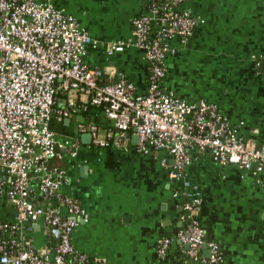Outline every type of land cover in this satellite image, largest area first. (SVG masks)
Returning a JSON list of instances; mask_svg holds the SVG:
<instances>
[{"label": "crops", "instance_id": "0c3cea01", "mask_svg": "<svg viewBox=\"0 0 264 264\" xmlns=\"http://www.w3.org/2000/svg\"><path fill=\"white\" fill-rule=\"evenodd\" d=\"M39 1L64 9L100 43L83 60L89 68L105 72V82L114 81L120 72L136 94L147 93L149 65L144 51L129 48L107 56L103 46L131 38L132 22L145 13L148 0ZM184 8L198 23L185 45L169 42L176 52L164 58L161 88L189 103H209L241 138L264 144V74L261 63L253 60L264 55V0H185ZM61 105L58 101L56 107ZM69 120L53 118L48 126L58 143L77 141V154L72 158L66 152L53 164L68 179L61 193L72 196L89 214L74 230L72 242L91 261L203 264L188 258L175 239L187 224L183 205L195 186L202 203L192 218L206 242L219 248L222 264H264V170L215 164L209 154L192 150L183 180L169 182L167 170L160 165L163 158L171 162L167 154L139 152L133 137L125 149L83 144L84 134L78 132L81 123L97 126L101 138L117 133L100 109L90 108ZM14 217V208L0 199V222ZM162 238L172 242L159 258L156 244ZM26 239L38 249L47 248L43 221L33 224ZM206 251L202 250V258L207 257Z\"/></svg>", "mask_w": 264, "mask_h": 264}, {"label": "built area", "instance_id": "2783aa9c", "mask_svg": "<svg viewBox=\"0 0 264 264\" xmlns=\"http://www.w3.org/2000/svg\"><path fill=\"white\" fill-rule=\"evenodd\" d=\"M184 4L185 0H148L145 13L132 22L131 38L104 44L107 56L129 48L144 51L149 84L147 93L138 95L123 73L105 82V72L84 63L87 51L100 43L64 9L49 1L0 0V199L15 210L13 221L0 222V264H92L72 242L74 230L89 214L76 199L61 193L68 179L53 164L66 152L74 158L78 142L58 143L48 126L53 118L100 109L113 122L116 135L101 138L97 126L83 123L78 132L89 133L94 146L123 149L136 136L137 151L164 152L170 158L171 162L160 161L169 182L183 180L192 150L209 154L215 164L264 170V144L241 138L209 103H189L161 88L164 58L176 52L169 42L185 45L198 23ZM253 60L261 63L264 74V55ZM186 196L187 224L175 239L188 258L222 264L219 248L206 242L191 215L202 203L197 187ZM40 220L49 238L44 249L26 239ZM171 242L157 241L159 258ZM203 249L208 257H201Z\"/></svg>", "mask_w": 264, "mask_h": 264}, {"label": "water", "instance_id": "95a60500", "mask_svg": "<svg viewBox=\"0 0 264 264\" xmlns=\"http://www.w3.org/2000/svg\"><path fill=\"white\" fill-rule=\"evenodd\" d=\"M64 122H70V120L69 119H64ZM81 138H82L83 144L90 145V143H91V135L89 133H85L84 135H82ZM132 142L134 144H138V138L136 136H133ZM84 169H85V167H84ZM206 255L208 257V255H209V252L208 251H206Z\"/></svg>", "mask_w": 264, "mask_h": 264}, {"label": "trees", "instance_id": "16d2710c", "mask_svg": "<svg viewBox=\"0 0 264 264\" xmlns=\"http://www.w3.org/2000/svg\"><path fill=\"white\" fill-rule=\"evenodd\" d=\"M90 261H91V259H90ZM91 263L94 264L95 262L91 261Z\"/></svg>", "mask_w": 264, "mask_h": 264}, {"label": "rangeland", "instance_id": "374dc122", "mask_svg": "<svg viewBox=\"0 0 264 264\" xmlns=\"http://www.w3.org/2000/svg\"><path fill=\"white\" fill-rule=\"evenodd\" d=\"M100 134H102V133H100Z\"/></svg>", "mask_w": 264, "mask_h": 264}]
</instances>
